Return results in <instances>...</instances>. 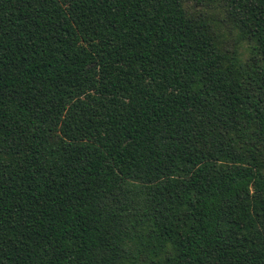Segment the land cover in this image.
<instances>
[{
    "label": "trees",
    "instance_id": "16d2710c",
    "mask_svg": "<svg viewBox=\"0 0 264 264\" xmlns=\"http://www.w3.org/2000/svg\"><path fill=\"white\" fill-rule=\"evenodd\" d=\"M188 1L0 0V264H264V0Z\"/></svg>",
    "mask_w": 264,
    "mask_h": 264
},
{
    "label": "rangeland",
    "instance_id": "374dc122",
    "mask_svg": "<svg viewBox=\"0 0 264 264\" xmlns=\"http://www.w3.org/2000/svg\"><path fill=\"white\" fill-rule=\"evenodd\" d=\"M188 3L193 4V10H201L200 17L204 14L207 18L208 24L211 27V33L224 50L230 51L235 48L239 54L242 55L241 58L245 59L247 43L237 39L236 32L231 27L227 18V13H223L220 8H218L220 2L217 0H205L204 4H207L203 6L194 5L192 1H188ZM173 197L176 198L177 196ZM162 202L163 205H169L170 202L168 196L166 198L163 196ZM115 206V219L113 221L118 223L119 227L117 230L111 231L113 233L108 237L109 242L116 241L119 238L120 233L128 226V223L132 221L130 218L132 212L135 210L136 203L134 201H128L122 193L115 202Z\"/></svg>",
    "mask_w": 264,
    "mask_h": 264
}]
</instances>
